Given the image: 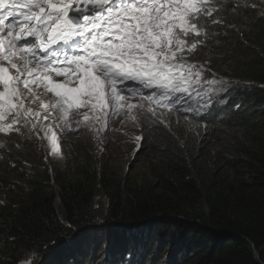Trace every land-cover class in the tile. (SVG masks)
<instances>
[{"label":"trees","instance_id":"trees-1","mask_svg":"<svg viewBox=\"0 0 264 264\" xmlns=\"http://www.w3.org/2000/svg\"><path fill=\"white\" fill-rule=\"evenodd\" d=\"M217 7L220 23L185 54L223 88L201 95L218 118L206 145L188 124L200 117L182 121L175 100L168 118L137 113L143 149L130 172L116 131L105 147L76 139L51 170L31 139L0 138V264L84 253L88 264H264V0Z\"/></svg>","mask_w":264,"mask_h":264},{"label":"snow or ice","instance_id":"snow-or-ice-1","mask_svg":"<svg viewBox=\"0 0 264 264\" xmlns=\"http://www.w3.org/2000/svg\"><path fill=\"white\" fill-rule=\"evenodd\" d=\"M223 2L0 0V133H21V128L34 133L40 113L30 105L37 100L47 113L45 121L52 116L51 123L63 121L65 127H70V113L85 121L94 114L89 121L94 127L125 109L155 115L153 104L178 103L175 93L202 83L201 72L194 71L198 66L185 54L207 36L206 22L220 23L212 16ZM128 82L139 87H124ZM142 89L152 92L145 96ZM124 92L141 102H122ZM48 93L53 98L45 102L41 97ZM51 123L40 126L45 136ZM48 138L57 153L55 134Z\"/></svg>","mask_w":264,"mask_h":264},{"label":"clouds","instance_id":"clouds-1","mask_svg":"<svg viewBox=\"0 0 264 264\" xmlns=\"http://www.w3.org/2000/svg\"><path fill=\"white\" fill-rule=\"evenodd\" d=\"M197 66L198 68L194 69V71L199 70L201 72V80H202L201 84L204 86L205 90H202L201 88L199 89L195 88V89H198L196 92L194 91V89H191L189 92H184L183 94L185 95L186 100L182 103H175L173 105V108L180 110V116L182 117L181 119L182 121H186L184 116L189 115V114H193L197 118L200 117V119L192 123L188 122V124H190V128H192L195 131L196 135H197V132L199 133L197 137L200 140H204L206 143L209 140V134L214 132L217 128L218 118H216L215 121L211 123L210 122V120L212 119L211 116H208V117L204 116L203 111L205 110V106L203 104H200L201 95H204L205 97L210 91L216 89V92H217L223 88H220V87L212 88L213 84L209 85L207 83H204L206 81H212V80L210 77L206 76V74L203 72V69L200 65H197ZM136 87H139V85L136 84ZM142 91L144 95L147 96L149 95L150 92H152V89H142ZM121 100L122 102L126 101V103H131V104H137L138 102H141V99L139 96H130L127 93H126V97L121 98ZM145 101L147 102V100ZM152 107L156 115H159L164 118H168L166 116L167 113L165 111V108L167 107L158 106L155 104H153ZM137 113L138 112L132 113L130 115L120 113L116 115L117 123L115 124H112V122H114L115 115H110L107 119L101 121L105 123L103 129L101 128L97 129L95 128L96 126L94 127L91 126L92 128L88 130H83L85 126H90L87 123H82V126L80 127L77 126L76 122L80 119L81 116L76 115L75 118H72L69 120L71 127H72L70 129V133L72 134L74 129L76 133L74 136L70 137V139H73L75 141L76 139H79L80 137L84 136L85 138H89L91 142L97 143L98 145L105 147L110 141L111 136L115 135L114 131L118 132L120 135H118L116 139V144L118 147L119 157L123 154H128L126 147L129 144H132L133 146L136 147V150L134 151V153L132 155H129L130 162L127 163V162L119 161L120 163L124 165L125 170L130 172V169H131L130 165L132 164V162H134L138 158L139 154L141 153L143 149V132L141 131L140 124L139 123L137 124V118H138ZM132 116H135L136 118L133 119ZM169 120L175 123L176 120H178V118L175 119V121H173L172 118ZM91 121H94V120H91ZM90 130L100 131V132L91 133ZM205 130H207L206 133H205ZM81 131H88V132H81ZM67 145H63V147L61 148V151H58L55 154L54 153L47 154V159L49 160V163L45 161L42 153H40L43 162L45 163L46 167L49 170H51L52 156H55V155L67 156V157L69 156ZM100 146L96 148L97 149L96 151L100 150ZM119 148L121 149V151L119 150Z\"/></svg>","mask_w":264,"mask_h":264},{"label":"rangeland","instance_id":"rangeland-1","mask_svg":"<svg viewBox=\"0 0 264 264\" xmlns=\"http://www.w3.org/2000/svg\"><path fill=\"white\" fill-rule=\"evenodd\" d=\"M10 73H14V69H10ZM191 89H194V91H197L198 89H195V88H191ZM202 90H205V88H201ZM0 90H3L2 89V86H0ZM26 91V90H25ZM39 92H42V89L41 90H38V94ZM45 102H47L49 99L53 98V94L52 93H48L46 95H42L41 97ZM25 104L28 105V101L26 100L25 101ZM39 104H40V101L37 100L35 101L34 103H32L30 106L36 110H42L43 113H44V116L47 115L46 111L43 109V108H40L39 107ZM81 113L83 112V109L80 110ZM53 116L54 115H57V113H53L52 114ZM43 116V118H44ZM78 116H81L80 118L81 119H84L83 115H78ZM72 118H75V115H72L71 113L69 114V120L72 119ZM52 121V116H49V120L48 121H45L44 120V124L45 123H51ZM98 123V122H96ZM64 129L63 131H61V129ZM97 129H99V127H95ZM70 127H65L64 126V122L63 121H60L58 124L57 123H51V128L48 132V136H45L44 132L42 134H39L40 136V143L42 145V147H40V150L42 155H43V158L45 159V161H47L49 163V160L47 159V151H49V153L53 152L52 150V144L50 142V139L48 137H50L51 135H53V133L55 134L56 136V143H57V151H59L62 147H63V144H64V140L67 139V138H70L72 136H74L76 133H75V129L74 131L72 132V134L70 133ZM24 131H26V128H21V133H17V132H9V133H6V134H11V135H17V136H20L24 133ZM36 132H37V129H36ZM91 132V130H90ZM37 136V134H36ZM42 136L45 140V145L43 144L42 142ZM39 137L37 136V139H39ZM126 150H127V153L128 154H123L119 157V161L120 162H130V157L129 155H132L134 153V151L136 150V147L133 146L132 144H129L127 147H126ZM120 171L122 172V174L124 175V170H123V166L120 168ZM50 175H52V173H50ZM78 264L80 263H83L84 264H88L87 262V259H82V260H78L77 261ZM73 264V263H72Z\"/></svg>","mask_w":264,"mask_h":264},{"label":"bare ground","instance_id":"bare-ground-1","mask_svg":"<svg viewBox=\"0 0 264 264\" xmlns=\"http://www.w3.org/2000/svg\"><path fill=\"white\" fill-rule=\"evenodd\" d=\"M199 48H201V46L199 47ZM40 93V92H39ZM84 120V119H83ZM159 123H160V125L162 126V127H164L165 126V123H164V121L161 123L160 121H159ZM155 128H157V126H155ZM70 130V129H69ZM37 133H39V132H37ZM36 133V134H37ZM36 134H30V136H32L33 138H37V136H39V135H37L36 136ZM213 134H214V132H213ZM197 135H199V133L197 132ZM200 144L201 145H206V143H205V141L204 140H201V142H200ZM111 180V179H110ZM50 184L55 188V184H54V182H53V180L51 179V181H50ZM102 189V188H101ZM105 192V191H104ZM108 233V232H107ZM77 254H79L78 252H76V253H72V255L74 256V255H77ZM84 255H85V253L82 255L81 254V257L80 258H76V260H72L71 258H69V257H65V258H63V257H60V264H68L69 263V261L68 260H70L71 259V262L73 263V264H78V260H82V259H84L83 257H84ZM88 259V258H87ZM121 259V258H120ZM109 261L111 260V259H108ZM116 262L115 261H112L110 264H115ZM70 264V263H69ZM80 264V263H79ZM81 264H84V262L83 263H81Z\"/></svg>","mask_w":264,"mask_h":264},{"label":"water","instance_id":"water-1","mask_svg":"<svg viewBox=\"0 0 264 264\" xmlns=\"http://www.w3.org/2000/svg\"><path fill=\"white\" fill-rule=\"evenodd\" d=\"M258 256V255H257Z\"/></svg>","mask_w":264,"mask_h":264}]
</instances>
